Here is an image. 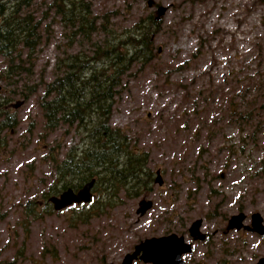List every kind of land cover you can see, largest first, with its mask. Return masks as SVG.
Returning a JSON list of instances; mask_svg holds the SVG:
<instances>
[{
    "label": "rangeland",
    "instance_id": "374dc122",
    "mask_svg": "<svg viewBox=\"0 0 264 264\" xmlns=\"http://www.w3.org/2000/svg\"><path fill=\"white\" fill-rule=\"evenodd\" d=\"M42 1L32 7L36 16L47 12ZM147 1L88 0L93 16L116 34L165 8L155 68L137 63L126 71L109 120L148 153L154 182L138 197L101 192L91 216L88 206L82 212L72 210L81 205L42 209L52 184L38 183L48 173L46 146L60 141L71 147L78 137L74 130L64 136L60 127L42 141V90L27 98L19 93L50 81L58 56L91 50L90 44L77 47L85 40L70 43L69 30L49 12V39L31 59L33 72L6 79L9 86L0 79V94L12 96L7 106L18 122L0 135L6 141L0 143V264H120L141 241L173 233L192 244L185 264H256L264 257V235L226 231L240 212L244 224L253 213L264 224V0ZM5 65L0 58V72ZM229 105L253 119L231 121ZM28 200L39 205L38 217L24 218L21 206ZM143 202L151 205L142 212ZM197 219L207 235L203 242L188 233Z\"/></svg>",
    "mask_w": 264,
    "mask_h": 264
},
{
    "label": "trees",
    "instance_id": "16d2710c",
    "mask_svg": "<svg viewBox=\"0 0 264 264\" xmlns=\"http://www.w3.org/2000/svg\"><path fill=\"white\" fill-rule=\"evenodd\" d=\"M36 2L0 0V58L6 63L0 79L9 86L6 79L18 73L33 72L31 59L43 40L49 39V27L45 24L49 12L69 30V35L65 33L64 36L70 43L81 39L85 43L77 47L90 44L88 52H65L64 56H58L50 81L27 87L19 94L27 98L39 88L42 90L37 100L43 119L42 141L60 127L65 128L64 136L74 130L78 137V142L71 147L63 146L60 141L46 146L44 161H49L48 173L38 183L43 185L49 180L52 184L43 193L42 209L44 212L53 209L49 202L51 196L68 188L76 191L95 179L91 202L72 209L82 212L88 206L87 213L91 216L92 212H97L101 192L113 195L116 190H124L128 197H138L154 182L147 166L148 153L140 150L135 138L132 140L124 130L111 128L109 120L116 87L126 71L137 63L155 68V37L161 31V17L148 14L122 30L121 34H116L109 30V25L99 23L93 16L88 0H47L48 4L44 0L42 3L47 12L41 17L32 12ZM100 32L105 34L102 41L95 39ZM12 99L11 95L0 94V135L18 125L11 106H7ZM228 108L229 119L233 122L253 119L251 114L239 112L232 105ZM261 124L259 121L254 130ZM251 136L254 140L256 131H252ZM0 143L6 146L3 138ZM21 208L24 218L38 217L40 207L33 201H26Z\"/></svg>",
    "mask_w": 264,
    "mask_h": 264
},
{
    "label": "water",
    "instance_id": "95a60500",
    "mask_svg": "<svg viewBox=\"0 0 264 264\" xmlns=\"http://www.w3.org/2000/svg\"><path fill=\"white\" fill-rule=\"evenodd\" d=\"M153 1L148 0L147 5L152 6ZM158 17H161L165 12L164 7L158 10ZM20 102L14 105L17 108ZM158 174V172H157ZM157 181L161 184V179ZM95 184V179L85 183L80 189L74 191L71 188L64 190L58 196L49 198V202L53 205L55 211H61L74 204H88L93 198L92 188ZM150 202H143L140 211L150 208ZM246 214L240 212L233 215L228 220L226 231L231 230H246L251 233H256L259 236L264 235L263 218L259 213H253L250 216V225L244 224ZM202 220H195L188 228L189 236L194 240L203 242L207 235L201 229ZM192 253V244L185 241L183 236L177 234H169L160 237H151L141 241L134 247L132 253L124 256L120 264H133L134 261L139 260L147 264H185L182 256ZM256 264H264V257L260 258Z\"/></svg>",
    "mask_w": 264,
    "mask_h": 264
}]
</instances>
